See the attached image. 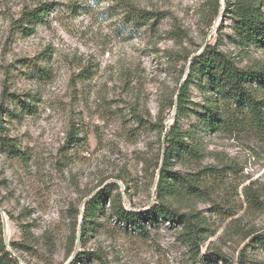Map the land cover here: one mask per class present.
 I'll use <instances>...</instances> for the list:
<instances>
[{
    "label": "rangeland",
    "instance_id": "1",
    "mask_svg": "<svg viewBox=\"0 0 264 264\" xmlns=\"http://www.w3.org/2000/svg\"><path fill=\"white\" fill-rule=\"evenodd\" d=\"M253 1L264 12V0ZM125 2L154 15L127 20ZM224 4L0 0V249L20 264H199L208 252L217 264H238L241 254L264 264V135L242 119L207 124L203 83L189 87L179 118L194 151L169 163L192 186L176 182L164 199L157 188L191 57L215 45L239 67L264 66V47L240 43ZM103 189L110 200L83 236L85 203ZM158 202L196 215L208 235L198 255L180 223L153 216L135 229L111 208Z\"/></svg>",
    "mask_w": 264,
    "mask_h": 264
},
{
    "label": "trees",
    "instance_id": "2",
    "mask_svg": "<svg viewBox=\"0 0 264 264\" xmlns=\"http://www.w3.org/2000/svg\"><path fill=\"white\" fill-rule=\"evenodd\" d=\"M225 11L230 10L234 17V30L242 45L253 44L264 47V12L253 0H224ZM127 11V20L147 21L154 14L148 10L137 9L125 2ZM46 7L41 6V17ZM38 10H32L27 16L28 24L33 19L39 17ZM207 86L209 96L203 106V116L207 124L211 127H231L246 120L251 123L255 130L264 135V66L259 69H250L239 67L224 52L215 45H205L200 53L195 54L189 61L188 71L184 81L181 83L177 93V107L173 124L164 134V153L163 161L158 171L157 188L161 198L167 194L176 193L179 188L176 182L184 183L188 187L191 182L185 175L169 169L172 155L178 153H193V148L186 142L184 137L187 135L179 125V118L188 111V90L191 85ZM241 117V118H238ZM242 119V120H241ZM2 118L0 115V134L3 130ZM1 137V135H0ZM75 134L69 132L68 138L74 142ZM8 146L11 144L7 143ZM13 146V145H12ZM109 190L103 189L95 196L91 197L84 207L82 214V230L84 231L91 223H94V217L101 204L110 200ZM119 196L120 194L117 193ZM251 204L259 207L261 202L255 195H250ZM111 208L115 210L117 218L124 224H130L135 229H144L145 220L153 216L168 218L182 225L184 239L188 246L199 254V246L207 240L208 235L205 232L195 214H179L171 210L162 202L156 203L153 207L145 211H133L124 208L121 204ZM14 249V245H11ZM0 264H20L18 259L13 256L5 246L0 249ZM79 253L77 254L78 257ZM209 252L199 259V264H217L213 261V256ZM221 258V256H218ZM212 258V259H211ZM98 264H104L101 257H96ZM222 260V259H221ZM238 264H246L243 254L240 255Z\"/></svg>",
    "mask_w": 264,
    "mask_h": 264
},
{
    "label": "water",
    "instance_id": "3",
    "mask_svg": "<svg viewBox=\"0 0 264 264\" xmlns=\"http://www.w3.org/2000/svg\"><path fill=\"white\" fill-rule=\"evenodd\" d=\"M199 53H200V52H199ZM175 112H176V108L174 109V114H175ZM71 260H72V259H70V260L68 261V263H69ZM68 263H67V264H68Z\"/></svg>",
    "mask_w": 264,
    "mask_h": 264
}]
</instances>
